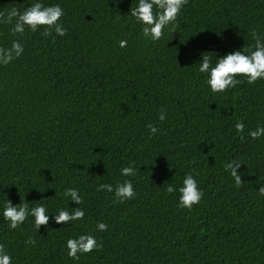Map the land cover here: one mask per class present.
<instances>
[{"label":"trees","instance_id":"16d2710c","mask_svg":"<svg viewBox=\"0 0 264 264\" xmlns=\"http://www.w3.org/2000/svg\"><path fill=\"white\" fill-rule=\"evenodd\" d=\"M50 2L64 9L62 37L13 35L0 24V47L13 39L24 47L0 65V204L74 208L60 195L72 186L85 216L65 225L50 215L37 231L31 218L16 229L0 218L12 264H264V136H247L264 126V80L212 93L194 64L202 52L247 47L251 31L264 36V0H188L176 32L154 44L127 14L135 0ZM24 6L0 0V11ZM149 123L158 128L151 136ZM231 160L241 164L240 187L225 170ZM129 163L135 177L120 176ZM185 172L203 192L191 209L167 191ZM124 179L135 198L96 191ZM98 221L106 231H96ZM85 232L100 247L68 257L66 238Z\"/></svg>","mask_w":264,"mask_h":264},{"label":"clouds","instance_id":"9594fccd","mask_svg":"<svg viewBox=\"0 0 264 264\" xmlns=\"http://www.w3.org/2000/svg\"><path fill=\"white\" fill-rule=\"evenodd\" d=\"M133 2V0H132ZM188 0H135L134 6L130 7L128 15L132 18L134 25L139 29V36L145 42L157 43L166 34H173L177 30L178 18ZM64 9L60 3L50 0H27V6L22 8L11 7L0 11V24L11 25L9 31L13 34L23 35L27 29L30 32H37L39 29L44 36L55 33L56 36H64L67 29L63 26L61 17ZM251 43L247 47L233 49L223 55L210 56L207 52L200 53V59L194 63L195 70L202 74L203 82L212 93H223L233 88L241 79L252 84L257 80H264V36L258 35L256 31L250 32ZM128 41L121 39L118 46L124 48ZM24 52L21 42L13 39L10 47H0V65H7L14 58ZM160 121L165 120V113L161 111L158 115ZM238 132H243L244 125H234ZM148 134L151 136L158 132L153 124L147 125ZM247 136L251 139H258L264 136V126L257 124L255 129H249ZM241 164L236 160L228 161L224 167L231 176L234 185L240 187L241 175L237 172ZM137 168L133 163L122 166L119 175L122 177H135ZM112 193L116 202H123L135 198V191L132 179L117 181L115 186L111 183H100L96 191ZM169 193H178L177 207L191 209L198 204L202 198V189L198 186L197 180L191 172H185L179 185H168ZM258 194L264 197V184L258 189ZM60 195L64 200L74 202L77 207H57L50 211L44 203L29 204L27 202L13 205L7 198L0 204V218L9 229H16L26 220L31 218L33 228L37 231L41 225H47L50 219L57 223L68 224L82 220L85 216L83 208L79 207L84 197L76 187L68 186L62 189ZM108 226L98 221L95 225L96 231H106ZM26 244L35 245V240L29 238ZM100 244L96 236L90 232L69 236L64 241V248L68 257L78 260L79 254H87L98 249ZM12 256L0 245V264H12Z\"/></svg>","mask_w":264,"mask_h":264}]
</instances>
